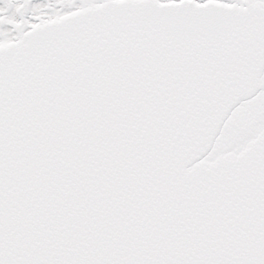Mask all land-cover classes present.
I'll use <instances>...</instances> for the list:
<instances>
[{
  "label": "snow or ice",
  "instance_id": "snow-or-ice-1",
  "mask_svg": "<svg viewBox=\"0 0 264 264\" xmlns=\"http://www.w3.org/2000/svg\"><path fill=\"white\" fill-rule=\"evenodd\" d=\"M0 264H264V0H0Z\"/></svg>",
  "mask_w": 264,
  "mask_h": 264
}]
</instances>
